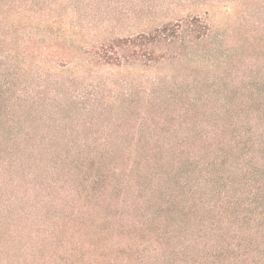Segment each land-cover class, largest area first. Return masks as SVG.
<instances>
[{
  "label": "trees",
  "instance_id": "1",
  "mask_svg": "<svg viewBox=\"0 0 264 264\" xmlns=\"http://www.w3.org/2000/svg\"><path fill=\"white\" fill-rule=\"evenodd\" d=\"M0 264H264V0H0Z\"/></svg>",
  "mask_w": 264,
  "mask_h": 264
},
{
  "label": "rangeland",
  "instance_id": "2",
  "mask_svg": "<svg viewBox=\"0 0 264 264\" xmlns=\"http://www.w3.org/2000/svg\"><path fill=\"white\" fill-rule=\"evenodd\" d=\"M214 15H215V19L216 20H220V21H223V20H225L226 19V16L227 15H225L224 14V12H223V10L222 9H220V8H214ZM138 30V29H137Z\"/></svg>",
  "mask_w": 264,
  "mask_h": 264
}]
</instances>
